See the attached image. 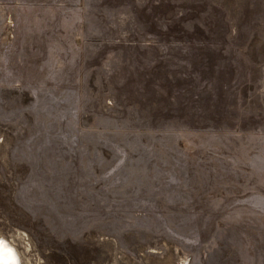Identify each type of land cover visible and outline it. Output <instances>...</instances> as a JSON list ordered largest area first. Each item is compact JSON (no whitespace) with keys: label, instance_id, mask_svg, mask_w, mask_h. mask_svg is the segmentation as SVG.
I'll return each instance as SVG.
<instances>
[{"label":"rangeland","instance_id":"rangeland-1","mask_svg":"<svg viewBox=\"0 0 264 264\" xmlns=\"http://www.w3.org/2000/svg\"><path fill=\"white\" fill-rule=\"evenodd\" d=\"M0 239L264 264V0H0Z\"/></svg>","mask_w":264,"mask_h":264},{"label":"bare ground","instance_id":"bare-ground-1","mask_svg":"<svg viewBox=\"0 0 264 264\" xmlns=\"http://www.w3.org/2000/svg\"><path fill=\"white\" fill-rule=\"evenodd\" d=\"M15 248L0 239V264H21Z\"/></svg>","mask_w":264,"mask_h":264},{"label":"built area","instance_id":"built-area-1","mask_svg":"<svg viewBox=\"0 0 264 264\" xmlns=\"http://www.w3.org/2000/svg\"><path fill=\"white\" fill-rule=\"evenodd\" d=\"M186 262L184 260H182V259H178V261L176 262V264H186Z\"/></svg>","mask_w":264,"mask_h":264}]
</instances>
